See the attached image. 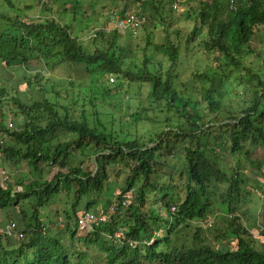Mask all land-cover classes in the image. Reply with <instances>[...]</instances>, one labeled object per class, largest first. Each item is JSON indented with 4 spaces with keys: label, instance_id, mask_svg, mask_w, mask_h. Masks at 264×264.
<instances>
[{
    "label": "trees",
    "instance_id": "1",
    "mask_svg": "<svg viewBox=\"0 0 264 264\" xmlns=\"http://www.w3.org/2000/svg\"><path fill=\"white\" fill-rule=\"evenodd\" d=\"M3 1L13 14L0 11L7 26L0 33L1 64L29 68L40 59L50 70H84L93 83L83 94L49 95L45 86L53 88L52 80L41 82L35 73L32 93L25 95L30 102L0 84V133L9 137L0 153L29 168L16 180L19 192L0 182V210L12 213L9 220L23 231L18 241L0 233V264H264V213L256 243L243 222L240 187L247 182L240 170L247 160L256 178L245 193L259 188L264 194V49L250 48L255 33L264 42V0H196L191 13L197 26L184 48L180 31L167 30L162 0H135L137 14L150 12L164 34L153 42L146 33L139 56L124 50L115 28L101 26L82 43L51 6ZM36 11L43 18L26 20ZM182 49L212 54L210 65L193 70L187 82L176 69ZM110 77L117 80L113 87ZM8 116L18 118L15 127ZM226 154L233 166L225 164ZM111 167L122 177L115 211L79 229L81 199L100 194ZM61 187L72 195L65 227L57 230L54 220L40 216ZM118 228L121 237L114 235Z\"/></svg>",
    "mask_w": 264,
    "mask_h": 264
},
{
    "label": "rangeland",
    "instance_id": "2",
    "mask_svg": "<svg viewBox=\"0 0 264 264\" xmlns=\"http://www.w3.org/2000/svg\"><path fill=\"white\" fill-rule=\"evenodd\" d=\"M14 1L20 8L23 6L22 0ZM26 1L28 3H33L35 0ZM73 1L76 0H38L36 4L39 8H41L42 4L51 6L54 10V17L62 23L69 24L71 26L72 35L76 36L78 38V41L82 43H86L89 40V37H91V35H94L101 26H103L104 30L107 31L113 28V24L110 22V16L112 15V12L114 10L118 14H120V11H122L123 7H125L126 5L125 12L133 11L135 13H138L137 11L140 7L139 2L135 0H77V2H83L82 6L80 2L79 4L73 5ZM162 2V14L166 20L165 24L167 26V30L169 33L173 32L176 29L180 31L179 39L182 41L184 48V40L187 34L192 30L194 26H197V20L194 17V14L191 13V9L195 7L196 0H162ZM91 3H93L94 6H91ZM76 5H79V7L76 8ZM64 9H66V11H64ZM9 10L10 9L8 8V5H6L3 0H0V11L9 13ZM9 14H13V12H10ZM150 14V12H147L144 14V16H141V18H143V21L135 31L129 28H115L118 31L119 42L123 45L124 50L130 52V54H134L135 56L140 55L139 48H142L145 45L147 39L145 38L146 33H150L149 37L153 42H161L163 40L164 34L160 27H157V24L156 28H154L155 23ZM38 18L43 17H39L38 12L36 11L29 14L26 20H37ZM144 23L145 25H148V28H141V25ZM5 25L6 24L4 23V21L0 20V33L7 28V26ZM203 32L204 31L201 29L199 31V34L203 35ZM170 37L174 38V34H171ZM260 39V35L258 33H255L251 39L250 48L255 50L264 49V42L261 43L262 40ZM147 49V52H149L150 46H148ZM251 55L252 54H249L250 57ZM211 57L212 54L209 55L202 50H194L193 52L187 54L185 50L182 49L179 63L176 66V69L180 73L181 80L183 82H187L186 80L191 77V72L193 70H201L205 66L210 65ZM164 65L167 66V62H165ZM28 67L29 68H25L22 66L8 67L5 64L0 63V84H4L6 86L17 89L18 99L22 102H30L25 95L32 93V91L28 89L29 86L33 87L34 81H30L29 79L30 76L34 75L35 73L41 77V82H45V79L47 77L52 80L53 88L50 89L51 85L48 84L45 86L48 90L49 95L53 94L52 91H59L61 96L65 95L67 91L69 95H71V91H73L74 93L83 94V91H85L93 83V80L89 77V75L84 70H81L79 68H77L73 73L65 67L50 70V68L46 67L44 62L40 59L30 61ZM113 78L114 77H110L108 79L112 84V87L117 82V80ZM69 80L72 81V84H69ZM95 85L96 83L93 84V86ZM142 92L146 93V87L143 88ZM94 97L98 98V96ZM227 97L228 95L222 99L223 103H227ZM122 109V112L127 111L126 102L123 104ZM110 111L113 112L112 115L116 119L119 117V115L116 113V107H111ZM8 118L10 119V121L8 120L6 123L11 127H15V122L18 121V118L14 116H8ZM4 138V143L9 141L8 136L5 135ZM65 138H69V136ZM87 153H89L88 149H86L84 155H80L79 158L82 160H86V157L84 156H86ZM252 155L256 156L255 154ZM262 156H264V145H260V157ZM87 159L89 160V158ZM225 164L233 166L235 164V160L229 154H226ZM249 164V161L243 160V163L240 166L243 177L247 179L246 183L240 184V187L243 189L242 193L245 195V202L243 204V210L245 214L243 216V222L248 230L252 233L253 237L256 239V243H258L260 242V214L264 213V208H261V204L263 203L264 205V194L259 188H253L250 193H245V190L249 186V184L247 183L256 178V175L253 171H251V166ZM0 168L4 169L8 173V181L10 186L12 187V193L21 191L22 189L17 184L16 180H18L19 177L28 174L29 168L26 162L19 161L18 163H12V161H6L4 155L0 153ZM113 169L115 168L111 167L108 169L109 176L104 181V189L100 191V194L93 193L94 196H84L80 201L78 210H82L84 208V210L96 211L97 209H101L105 211L108 209L106 213L109 212V206L114 204L115 197L119 193V188L122 181V177H116L114 175ZM95 173L96 168L93 171V174ZM47 175L48 173H44L43 178H47ZM60 190L61 191L58 193V195L52 197L53 199H51L49 204L45 206L41 211L40 217L47 222L49 219L53 221L57 217L55 213H59L58 215H60V218L64 220L65 210H69L70 208L69 200H71L72 194L66 193L63 190V187H61ZM155 206L159 207L158 204H155ZM213 212L219 215L222 214V212H220V210L218 209H215ZM213 214L214 213H212L210 216H212ZM10 215L13 216L9 211L0 210V227H3L4 224L6 225L7 223H10ZM15 222L17 226L18 222ZM190 235L191 231L186 230V236ZM249 240L250 238L247 239V241ZM222 241L224 242V240ZM209 242H211V244H216L211 239H209ZM229 246H232V244H229ZM86 264H102V262L99 261L97 263L95 260L93 262L88 261Z\"/></svg>",
    "mask_w": 264,
    "mask_h": 264
},
{
    "label": "built area",
    "instance_id": "3",
    "mask_svg": "<svg viewBox=\"0 0 264 264\" xmlns=\"http://www.w3.org/2000/svg\"><path fill=\"white\" fill-rule=\"evenodd\" d=\"M111 20L110 22L113 24V28H129L133 31H135L140 24L143 21V18H141V16H139L137 13L131 11V12H125L122 15L118 14L115 10L112 12V15L110 16ZM4 134L0 133V143L4 142ZM262 174L264 176V166L261 169ZM8 180V173L0 168V182H6ZM123 205H125V202H122ZM110 207V208H109ZM109 208V212L106 213L108 211L105 210H101V209H97L96 211H91V210H83L79 215L78 218L76 220L77 222V226L79 227V229H86V228H90L92 226L98 225L99 223L103 222L104 220H106L109 216V213L114 212L116 205L112 204L110 205ZM15 221H10V223H7L4 227L3 230L0 229V233H3L6 236L9 237H13L16 241L20 240L23 237V231L21 232L20 229H17L18 224L16 226ZM210 221L207 219L205 222L202 223V226H208L210 225ZM56 229H61L65 227V221L62 220L61 218H58V220L56 221V223L53 226ZM45 230V228H43V231ZM116 237H121L123 235V229L122 228H118L115 231L114 234Z\"/></svg>",
    "mask_w": 264,
    "mask_h": 264
},
{
    "label": "crops",
    "instance_id": "4",
    "mask_svg": "<svg viewBox=\"0 0 264 264\" xmlns=\"http://www.w3.org/2000/svg\"><path fill=\"white\" fill-rule=\"evenodd\" d=\"M7 181H8V180H7ZM7 181H6V182H7ZM1 183H3V182H1ZM11 189H12V187H11ZM64 210H65V209H64ZM55 214H56L57 217L54 219V221L56 222L57 218H59L60 215H58L57 213H55ZM4 225H5V224H4Z\"/></svg>",
    "mask_w": 264,
    "mask_h": 264
},
{
    "label": "clouds",
    "instance_id": "5",
    "mask_svg": "<svg viewBox=\"0 0 264 264\" xmlns=\"http://www.w3.org/2000/svg\"><path fill=\"white\" fill-rule=\"evenodd\" d=\"M59 218H60V217H59ZM57 220H58V219H57ZM57 220H56V221H57ZM64 221H65V220H64ZM4 226H5V225H4ZM0 228H1V227H0Z\"/></svg>",
    "mask_w": 264,
    "mask_h": 264
}]
</instances>
